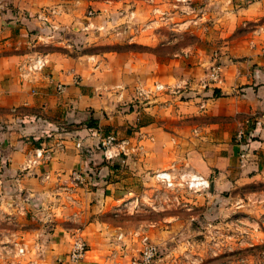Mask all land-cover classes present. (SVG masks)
I'll return each mask as SVG.
<instances>
[{"label": "rangeland", "instance_id": "1", "mask_svg": "<svg viewBox=\"0 0 264 264\" xmlns=\"http://www.w3.org/2000/svg\"><path fill=\"white\" fill-rule=\"evenodd\" d=\"M130 1L72 0L69 9L53 2L44 5L38 12L49 11V19L39 20L36 48L80 54L93 65L102 55L114 60L117 51L133 53L139 56L136 61L145 65L155 59L182 65L209 64L214 53L223 64L264 63V0H136V5ZM78 18L83 23H78ZM123 60L135 61L127 56ZM152 82L164 83L146 79L135 86L134 95L120 103L126 110H137L141 122L148 120L143 102L170 91L154 90ZM25 110L0 105V131L10 126L11 139L33 143L49 138L42 134L35 140L31 134L15 132ZM165 123L179 121L167 119ZM121 134L123 143L115 149V157L124 163L126 182L120 190L125 194L108 202L103 210L85 208L83 212L80 208L83 213L78 216L52 213L49 203L34 204L24 198L26 189L19 182H0V264H56L49 257L54 247L47 245L48 232L56 228L60 235H82L80 230L88 221L91 231H104L90 264H135L141 234L157 245L156 264H264L263 176L245 180L237 167L228 174L212 169L205 175L208 187L197 191L180 185L167 187L157 183L152 172L132 167L150 144L133 139L130 126ZM47 200L53 201L49 196ZM35 238L41 243L36 245ZM64 261L70 263L65 257Z\"/></svg>", "mask_w": 264, "mask_h": 264}, {"label": "crops", "instance_id": "2", "mask_svg": "<svg viewBox=\"0 0 264 264\" xmlns=\"http://www.w3.org/2000/svg\"><path fill=\"white\" fill-rule=\"evenodd\" d=\"M71 1L0 0V105L27 109L21 112L22 123L15 132L31 134L35 140L42 134L49 137L33 143L11 139L10 126L0 131V182H19L26 189L24 198L34 204L49 203L52 213L78 216L85 208L103 210L111 200L123 197L125 191L120 188L126 179L123 161L106 157L100 141L110 131L123 137L128 126L133 129V139L150 144L142 159L132 164L138 170L151 173L180 167L205 176L212 169L228 174L237 167L245 180L249 176L264 179V63L226 62L221 81L203 91L197 81L208 63L182 65L155 59L145 65L136 61L139 56L117 51L114 60L102 55L93 65L80 54L37 49L41 24L35 13L52 2L69 9ZM130 3L136 5V0ZM68 20L70 24L69 16ZM76 21L83 23L80 18ZM39 54L45 64L36 72L28 71L26 63ZM125 56L135 61H125ZM146 79L164 83L187 79L191 90L187 94L161 91L143 102L148 120L141 122L137 110H126L120 103L134 95L135 86ZM57 83L63 85L60 90ZM199 91L200 95L195 94ZM167 119L179 123H165ZM240 127L245 137L237 141L235 133ZM38 147L44 157L24 168ZM74 170L82 176L78 181L72 176ZM219 178L217 175L216 181ZM90 223L80 230L89 249L77 263H67L63 255L74 234L60 235L56 228L48 232L46 242L54 247L49 255L54 263L90 264L97 239L104 236L101 229L91 231ZM35 240L36 245L41 243L40 238Z\"/></svg>", "mask_w": 264, "mask_h": 264}, {"label": "built area", "instance_id": "3", "mask_svg": "<svg viewBox=\"0 0 264 264\" xmlns=\"http://www.w3.org/2000/svg\"><path fill=\"white\" fill-rule=\"evenodd\" d=\"M38 20L46 22L49 19L48 12H36L34 15ZM213 60L208 64L205 73L200 78L198 86L202 88H211L214 87L221 81L223 74L224 64L221 62V59L218 57L217 53L213 54ZM45 64V58L42 55H35L29 62L26 63V69L30 72H36L40 70ZM152 87L154 90H166L169 88L171 92H176L180 94H187L191 90L189 81L187 79L177 80L174 83H160L152 82ZM63 87L61 83L56 84V88L60 90ZM202 102L200 106H203ZM245 137V132L242 127H240L236 133L235 138L237 141H241ZM123 143V140H120L117 137V134L114 131H110L105 134L101 141L100 146L104 151V154L108 158H112L117 153L113 149L118 147ZM122 145V144H121ZM118 150V148H117ZM243 155V153H241ZM44 157V152L42 148H35L34 156L28 158L24 163V168H29L33 164L37 163L38 160H41ZM72 176L74 181L81 179V174L74 170L72 171ZM47 177V175H45ZM152 178L157 182L167 187L175 186H185L192 190H200L209 186V180L206 176L199 172L190 171V170H180L175 171L173 169H157L152 172ZM137 247L134 257L135 264H156L158 260V247L157 245L149 238L147 234H141L137 240ZM24 244L20 245L19 252H24ZM88 243L86 240L79 234H74L70 240V247L65 254V258L69 262L77 263L85 258L88 251ZM57 261L60 260V256L57 257Z\"/></svg>", "mask_w": 264, "mask_h": 264}]
</instances>
